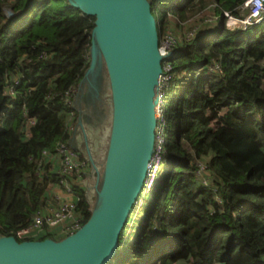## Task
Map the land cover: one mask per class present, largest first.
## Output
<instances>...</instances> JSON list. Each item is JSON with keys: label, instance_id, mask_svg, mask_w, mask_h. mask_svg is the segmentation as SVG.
<instances>
[{"label": "trees", "instance_id": "1", "mask_svg": "<svg viewBox=\"0 0 264 264\" xmlns=\"http://www.w3.org/2000/svg\"><path fill=\"white\" fill-rule=\"evenodd\" d=\"M168 1L156 18L160 33L184 36L187 21L213 4L238 18L248 14L241 10L245 0ZM224 21L214 33L202 27L178 45L171 80L161 88L166 180L139 235L135 220L152 192L134 205L109 264H264V18L234 30ZM93 26L94 17L67 0H0V235L30 224L58 179L36 169L44 149L73 145L80 112L65 92L86 85L78 96L84 122L110 123L111 112L105 115L85 76ZM212 59L222 73L208 71ZM11 80L17 86L9 98ZM22 106L35 120L30 126ZM203 158L214 184L197 181ZM91 176L89 169L73 183L83 222L95 199Z\"/></svg>", "mask_w": 264, "mask_h": 264}, {"label": "water", "instance_id": "2", "mask_svg": "<svg viewBox=\"0 0 264 264\" xmlns=\"http://www.w3.org/2000/svg\"><path fill=\"white\" fill-rule=\"evenodd\" d=\"M67 1L94 17L85 73L90 89L100 99L103 66L109 82L111 119L102 173L87 144L84 150L90 172L96 175L95 204L87 220L60 239L19 241L0 235V264H109L118 252L122 230L140 196L154 152L164 58L151 0ZM84 91L79 86L73 102L80 112L74 136L78 126L84 129L86 116L78 98Z\"/></svg>", "mask_w": 264, "mask_h": 264}, {"label": "built area", "instance_id": "3", "mask_svg": "<svg viewBox=\"0 0 264 264\" xmlns=\"http://www.w3.org/2000/svg\"><path fill=\"white\" fill-rule=\"evenodd\" d=\"M243 5L248 9L245 17L238 18L228 11H222V18L225 20V26L230 29H246L248 26L256 23L264 18V0H245ZM217 4L208 7L210 11H203L192 20L191 28L184 31V36L172 31L160 33L159 52L163 56L162 73L159 77L160 85V101L157 106V127H156V143L154 152L147 166L146 178L143 183L142 191L138 197L136 204L140 208L143 199L146 198L156 187L159 174L163 168L165 153V128L163 108L161 106V88L167 86L172 77V58L178 52V45L184 39L190 40L205 24H212L218 20L213 14V10L217 8ZM212 9V10H211ZM198 19V21H196ZM172 54L171 56L169 54ZM44 56L45 53H44ZM209 72L222 73L220 64L212 59L207 65ZM6 95L13 97L16 93L17 81L9 82ZM77 89L70 88L65 92L66 100L70 101L71 96H75ZM23 108V115L27 121V126L32 125L35 120L30 112ZM73 123L71 124V128ZM45 165H48L45 167ZM203 164L197 168V173L204 170ZM202 168V169H201ZM90 169L87 158L70 146L68 143H59L55 149H44L41 152V158L37 165V175L45 176L47 174H55L58 179L52 184L46 193V201L33 214L30 224L15 231L14 237L19 240H36L41 237L63 238L77 230L83 223V213L78 209V195L73 187V183H81L82 174ZM83 184V181H82ZM84 185V184H83ZM137 214V213H136ZM135 214V215H136ZM133 216L135 219L136 216ZM36 238V239H35Z\"/></svg>", "mask_w": 264, "mask_h": 264}, {"label": "rangeland", "instance_id": "4", "mask_svg": "<svg viewBox=\"0 0 264 264\" xmlns=\"http://www.w3.org/2000/svg\"><path fill=\"white\" fill-rule=\"evenodd\" d=\"M151 3H153V0H151ZM159 3L160 4H157V6L153 7L154 9H152L153 10L152 12H153L155 18H158L160 16V14H162V11L167 12V8H168V6H170L169 5L170 3L168 0H162V1H159ZM154 6H155V4H154ZM151 8H152V6H151ZM244 9H246V7L244 5H242L241 10H244ZM222 11L223 10H221L220 8H215L213 10V14L218 17V20L212 24L203 25V27H205V29L207 30V33L208 32L214 33L221 26ZM3 13L7 17L13 16V12L10 9V7H8V6L4 7ZM200 14H201V12H198L193 17H191L190 20H192L193 18H195L197 15H200ZM167 15L168 16L171 15V17L174 16L172 14V12H169V14L167 13ZM196 21H198V19ZM258 21H257V23H258ZM212 27H213V29H210ZM90 76L92 79L94 74H92ZM100 78H101L100 79V90H99L100 91V93H99L100 99L103 101L105 115H108L110 113V106H109L110 105V100H109L110 94H109V86H108L109 85L108 76L106 74V70H105L104 66L100 70ZM86 89H87V86L84 85V90H86ZM81 107H82V109H84L83 104L81 105ZM223 111H221V113ZM108 125H109L108 121H106L105 125L104 124H102V125L101 124L100 125L95 124L93 126V128H91V127H88V125L85 123L84 129H82L80 126H78L76 128L75 137L73 140V145L76 147L77 150H79V152L81 154L83 153L82 156H84L83 144L84 145L87 144V147L90 151V154L93 156L94 161H95V163H96V165H97V167L101 173H102V168H103L102 162H103V158H104L105 151L107 148V143H108L107 142L108 141V127H109ZM207 162H208V158H203V160L201 161V163L204 166H206ZM206 167H204V170L201 172V174L197 173V171H196L195 176H196V178H198L197 181H200L201 183H205V185L206 184L210 185V183L214 184L212 182H215V180L213 181V178L211 179V175L208 176L209 171H207L208 169H206ZM167 168H168V165H165L162 168V170L159 174L158 180H157L156 187L150 195L151 196L150 201H148L143 212H140L138 218H136L135 225L133 227V235H139L144 230V227H145L147 220H148V216L150 215V213L152 211L154 201L156 200L160 189L162 188V186L165 183L167 172H168ZM90 175H92V176L88 177L89 183L94 184L96 175H95V173L91 174V172H90ZM211 180H212V182H211ZM90 201H91V205L94 206L95 201L91 200V199H90ZM58 239H60V238H58ZM175 264H186V263L185 262H177Z\"/></svg>", "mask_w": 264, "mask_h": 264}, {"label": "crops", "instance_id": "5", "mask_svg": "<svg viewBox=\"0 0 264 264\" xmlns=\"http://www.w3.org/2000/svg\"><path fill=\"white\" fill-rule=\"evenodd\" d=\"M210 29H213V27H212V28H210Z\"/></svg>", "mask_w": 264, "mask_h": 264}]
</instances>
